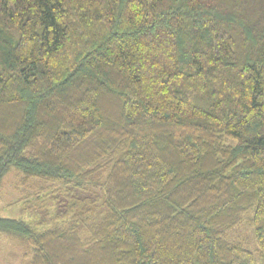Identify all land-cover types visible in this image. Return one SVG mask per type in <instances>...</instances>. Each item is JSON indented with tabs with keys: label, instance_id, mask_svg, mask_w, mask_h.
Listing matches in <instances>:
<instances>
[{
	"label": "trees",
	"instance_id": "obj_1",
	"mask_svg": "<svg viewBox=\"0 0 264 264\" xmlns=\"http://www.w3.org/2000/svg\"><path fill=\"white\" fill-rule=\"evenodd\" d=\"M11 166L28 264H264V0H0Z\"/></svg>",
	"mask_w": 264,
	"mask_h": 264
},
{
	"label": "rangeland",
	"instance_id": "obj_2",
	"mask_svg": "<svg viewBox=\"0 0 264 264\" xmlns=\"http://www.w3.org/2000/svg\"><path fill=\"white\" fill-rule=\"evenodd\" d=\"M19 172L16 167H9L6 174L0 181V217L4 218H21L27 221H42L55 213L56 208L48 206V200H44L45 207L41 209L37 204L31 205L32 208H26L24 200L27 189L18 187ZM18 188V189H17ZM84 195L98 198L101 190L91 188ZM34 202V201H32ZM47 215V216H46ZM228 234L235 236L238 241H242L243 246L253 253L255 252V242L251 231L245 227H235L228 231ZM27 254L26 257L23 255ZM30 251L24 240L18 237L8 236L0 233V264H28Z\"/></svg>",
	"mask_w": 264,
	"mask_h": 264
}]
</instances>
